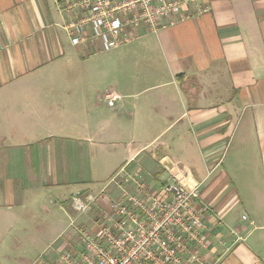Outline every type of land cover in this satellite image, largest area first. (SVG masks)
I'll return each mask as SVG.
<instances>
[{
  "label": "crops",
  "instance_id": "0c3cea01",
  "mask_svg": "<svg viewBox=\"0 0 264 264\" xmlns=\"http://www.w3.org/2000/svg\"><path fill=\"white\" fill-rule=\"evenodd\" d=\"M192 5L196 15L182 12L156 33L140 31L117 47L130 60L117 66L127 92L118 94L114 129L127 136V169L138 170L155 189L170 170L187 184L200 183L201 198L221 216L220 223L204 218L208 256L218 257L216 264H264V0ZM53 12L50 0H0V264L25 263L23 251L14 256L18 263L3 249L12 230L7 223L16 222L18 230L36 216L41 195L64 203V192L89 190L77 160L69 158V139L50 130L49 101L57 89L46 80L54 65L71 61ZM72 46L79 61L93 53ZM156 62L165 73L160 80ZM239 189L249 192L248 203ZM70 235L66 231L58 252L72 247Z\"/></svg>",
  "mask_w": 264,
  "mask_h": 264
},
{
  "label": "built area",
  "instance_id": "2783aa9c",
  "mask_svg": "<svg viewBox=\"0 0 264 264\" xmlns=\"http://www.w3.org/2000/svg\"><path fill=\"white\" fill-rule=\"evenodd\" d=\"M71 44L93 53L130 43L143 33H156L182 12L194 16L193 0H54ZM188 15V14H187ZM119 95L105 92L114 106ZM128 160L97 191L75 190L70 206L86 222H69L74 244L55 262L41 264H216L208 256L211 232L205 216L221 222L201 198L200 183L187 184L169 171L161 189L145 181ZM115 193L114 197H108ZM242 218H246L243 214ZM235 241L240 239L230 230ZM224 248L225 242L218 237ZM224 251H228L224 249Z\"/></svg>",
  "mask_w": 264,
  "mask_h": 264
},
{
  "label": "rangeland",
  "instance_id": "374dc122",
  "mask_svg": "<svg viewBox=\"0 0 264 264\" xmlns=\"http://www.w3.org/2000/svg\"><path fill=\"white\" fill-rule=\"evenodd\" d=\"M53 1L50 0L54 9L53 24L65 51L70 52L71 61L67 66L54 65L55 71L46 80L47 85L51 84L57 89V93L49 101L54 109L50 130L54 131L57 138L69 139L67 143L70 146L67 147L69 158L77 160L78 167H81L83 175L88 179L83 185L91 191H96L125 161L128 149L127 136L117 133L114 129L113 112L117 109L118 102L115 101L114 107H109L101 95L108 91L119 95L127 92L124 91L120 79L123 68L119 71L117 66L119 62H128L130 58L128 54H124V48H114L89 53L83 61L76 59L71 41L62 27V18L55 10ZM141 62L140 65H143V60ZM156 65L160 69L158 79H163L165 73L158 62ZM80 153L81 156L78 157ZM72 187L73 185L68 188ZM238 193L245 203V195L248 197L249 192L239 189ZM68 194L69 191L63 194L64 203L52 194H45L44 198L41 195L39 206L35 208L36 216L26 217L24 222L18 224V230L12 227L16 226V222L6 224L9 226L8 229L11 227L13 230L3 244V249L7 256L10 255V259L18 262L19 259L14 256L20 257L23 251L24 264H35L34 261L40 259L39 253L47 251L42 259L56 261L60 243L66 236V231L67 233L70 231L69 221L81 217L71 208ZM51 197L55 202L50 204ZM245 210L248 208L245 207ZM82 219L85 221L84 217ZM4 231L7 232V229ZM15 237L18 238L17 242Z\"/></svg>",
  "mask_w": 264,
  "mask_h": 264
}]
</instances>
